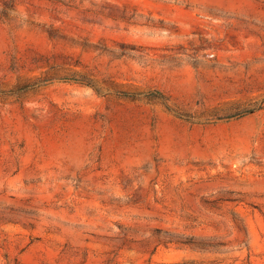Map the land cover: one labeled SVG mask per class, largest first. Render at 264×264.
Returning a JSON list of instances; mask_svg holds the SVG:
<instances>
[{"label":"rangeland","instance_id":"rangeland-1","mask_svg":"<svg viewBox=\"0 0 264 264\" xmlns=\"http://www.w3.org/2000/svg\"><path fill=\"white\" fill-rule=\"evenodd\" d=\"M0 264H264V0H0Z\"/></svg>","mask_w":264,"mask_h":264},{"label":"trees","instance_id":"trees-1","mask_svg":"<svg viewBox=\"0 0 264 264\" xmlns=\"http://www.w3.org/2000/svg\"><path fill=\"white\" fill-rule=\"evenodd\" d=\"M65 80H70V79H65ZM30 85H25L24 87H22V90H26L27 88H29ZM127 94V93H125Z\"/></svg>","mask_w":264,"mask_h":264}]
</instances>
